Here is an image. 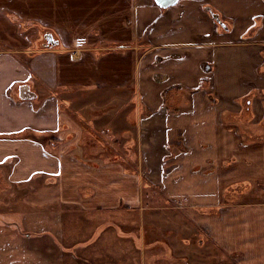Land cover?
<instances>
[{
    "label": "crops",
    "instance_id": "1",
    "mask_svg": "<svg viewBox=\"0 0 264 264\" xmlns=\"http://www.w3.org/2000/svg\"><path fill=\"white\" fill-rule=\"evenodd\" d=\"M91 89L92 128L72 113ZM115 102L131 106L123 129ZM105 126L131 136L124 158L86 145ZM0 138L4 178L37 183L40 201L100 218L170 209L173 230L153 229L182 235L167 245L190 261L207 243L264 264V0H0Z\"/></svg>",
    "mask_w": 264,
    "mask_h": 264
},
{
    "label": "rangeland",
    "instance_id": "2",
    "mask_svg": "<svg viewBox=\"0 0 264 264\" xmlns=\"http://www.w3.org/2000/svg\"><path fill=\"white\" fill-rule=\"evenodd\" d=\"M47 34L42 33V37ZM89 91H93L92 96L88 95L84 99L93 97L89 103L91 105L83 103V106L88 105L86 110L80 111L81 108L78 107L72 112L78 114H74L75 119L82 120L85 127L93 119L98 120L103 116L98 109V91ZM87 93L90 92L87 91L86 95ZM116 103L111 104L112 107L106 109V113L110 111L114 114L116 111L115 117L121 114L125 122L121 123L123 129L131 122V106L118 108L116 106L119 104ZM79 114H85V117ZM86 116H90V119H86ZM89 125L92 128V124ZM105 127V133L101 132L103 129L92 130L93 137L85 141L86 145L96 146L98 140L104 143V148L95 157L110 160L117 154L124 158L126 155L122 148L125 143H129L131 136L127 132L121 134L113 131L112 126ZM10 148V152H13L18 146ZM166 156H169L168 151ZM6 179L0 170V264H237L231 255L216 245H212L214 249L207 250L203 246H212L207 243L196 244L203 249L197 248L190 254L195 261H190L188 255L184 256L183 250L167 245L168 239L171 244L184 242L181 241L182 235L153 227L154 224L164 223V227L172 229L177 223L176 211L164 209L153 213L140 211L130 214L131 212H124L119 208L110 213L105 212L106 218H100L89 210L69 206L60 208L55 203L40 201V191L35 192L36 196L31 190L37 183L30 182L27 187L16 183L11 186V182ZM145 203L143 198L142 210ZM105 220L117 224L116 233L110 228L103 231L101 225H104ZM105 256L106 260L103 262Z\"/></svg>",
    "mask_w": 264,
    "mask_h": 264
},
{
    "label": "water",
    "instance_id": "3",
    "mask_svg": "<svg viewBox=\"0 0 264 264\" xmlns=\"http://www.w3.org/2000/svg\"><path fill=\"white\" fill-rule=\"evenodd\" d=\"M154 1L160 7H162V8H168L171 5L175 4L179 0H154ZM213 17L216 19L217 22L220 23V19H219V16L218 15H215L214 14ZM47 39L49 41V45H54L55 44V41H54L53 37L50 34H49V37ZM19 91H20V97L22 99H30L31 100V99H34L35 98V94L34 93L31 94V92L28 89V86H21V87H19Z\"/></svg>",
    "mask_w": 264,
    "mask_h": 264
},
{
    "label": "flooded vegetation",
    "instance_id": "4",
    "mask_svg": "<svg viewBox=\"0 0 264 264\" xmlns=\"http://www.w3.org/2000/svg\"><path fill=\"white\" fill-rule=\"evenodd\" d=\"M45 37H47V35H45ZM168 151V150H167ZM169 152V156L171 155V153H170V151H168Z\"/></svg>",
    "mask_w": 264,
    "mask_h": 264
}]
</instances>
